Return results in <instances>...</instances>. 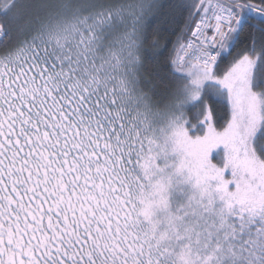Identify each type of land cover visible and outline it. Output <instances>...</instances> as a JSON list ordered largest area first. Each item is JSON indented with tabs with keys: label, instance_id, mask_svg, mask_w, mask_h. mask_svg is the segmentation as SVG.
Wrapping results in <instances>:
<instances>
[{
	"label": "snow or ice",
	"instance_id": "snow-or-ice-1",
	"mask_svg": "<svg viewBox=\"0 0 264 264\" xmlns=\"http://www.w3.org/2000/svg\"><path fill=\"white\" fill-rule=\"evenodd\" d=\"M0 264H264V0H0Z\"/></svg>",
	"mask_w": 264,
	"mask_h": 264
},
{
	"label": "trees",
	"instance_id": "trees-1",
	"mask_svg": "<svg viewBox=\"0 0 264 264\" xmlns=\"http://www.w3.org/2000/svg\"><path fill=\"white\" fill-rule=\"evenodd\" d=\"M250 3L254 4V5H258L259 4V0H249ZM165 38L167 39H174V37H172L170 34H165V37L161 38V43L163 44L165 41ZM244 37H242L243 39Z\"/></svg>",
	"mask_w": 264,
	"mask_h": 264
}]
</instances>
